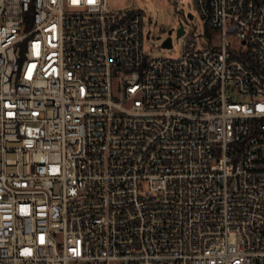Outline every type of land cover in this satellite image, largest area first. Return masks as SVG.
Instances as JSON below:
<instances>
[{"label":"built area","instance_id":"1","mask_svg":"<svg viewBox=\"0 0 264 264\" xmlns=\"http://www.w3.org/2000/svg\"><path fill=\"white\" fill-rule=\"evenodd\" d=\"M194 6L0 0V264H264V0Z\"/></svg>","mask_w":264,"mask_h":264},{"label":"rangeland","instance_id":"2","mask_svg":"<svg viewBox=\"0 0 264 264\" xmlns=\"http://www.w3.org/2000/svg\"><path fill=\"white\" fill-rule=\"evenodd\" d=\"M112 8L139 9L144 11V45L145 52L153 57H178L183 52L184 37L178 35L177 29L180 22H184L185 29L189 34L204 36L201 40L212 39L216 45L220 44V37L216 32L207 29L201 16L196 12L194 0H108ZM189 13L193 19L183 17ZM172 29L171 34L169 30ZM149 33V37L147 34ZM171 36L173 46L171 49L164 47L163 42ZM232 47L241 48L242 42L238 37L228 36Z\"/></svg>","mask_w":264,"mask_h":264},{"label":"water","instance_id":"3","mask_svg":"<svg viewBox=\"0 0 264 264\" xmlns=\"http://www.w3.org/2000/svg\"><path fill=\"white\" fill-rule=\"evenodd\" d=\"M188 16L190 18H192V14L191 13H189ZM171 32H172V29L169 30V34H171ZM177 32H178V35H180V36L184 34L183 22H180V26L177 29ZM163 46L167 47V48H170L172 46V38H171L170 35L164 40Z\"/></svg>","mask_w":264,"mask_h":264}]
</instances>
